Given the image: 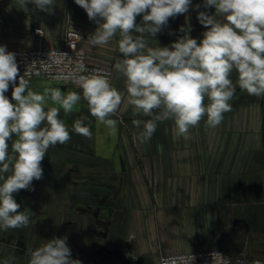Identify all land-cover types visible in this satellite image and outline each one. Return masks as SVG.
I'll return each mask as SVG.
<instances>
[{"label":"crops","instance_id":"0c3cea01","mask_svg":"<svg viewBox=\"0 0 264 264\" xmlns=\"http://www.w3.org/2000/svg\"><path fill=\"white\" fill-rule=\"evenodd\" d=\"M198 11L215 15L216 10L205 8L204 0H191L189 11L170 18L161 32L147 38L148 45L171 47L186 34L199 43L208 29L197 19ZM142 23L137 16L136 24ZM97 27L74 0H54L51 12L0 0V45L63 48L67 31L76 30L89 61L113 69L112 86L122 95L109 117L116 121L114 131L90 115L83 99L70 113L60 110L71 138L49 148L43 178L32 182L33 190L14 194L30 223L0 229V264H28L34 247L65 235L72 258L82 264H160L162 255L209 249L264 264V96H251L237 86L231 111L219 126L208 127L205 117L185 140L176 136L174 121L165 120L141 143L143 126L132 121L151 117L133 114L125 78L114 69L124 58L119 36L106 45L87 42ZM37 28L43 29L42 36ZM231 79L236 82L235 72ZM28 82L35 92L51 87L82 95L79 88L55 80ZM11 92L10 85L5 93L10 100ZM80 117H87L90 139L73 131Z\"/></svg>","mask_w":264,"mask_h":264},{"label":"clouds","instance_id":"9594fccd","mask_svg":"<svg viewBox=\"0 0 264 264\" xmlns=\"http://www.w3.org/2000/svg\"><path fill=\"white\" fill-rule=\"evenodd\" d=\"M18 2L21 8L32 3L48 12L54 5V0ZM74 2L98 25L87 39L90 45H106L119 36L118 49L124 58L114 69L125 78L133 114L151 117L132 121L137 128L143 126L138 136L141 143L150 140L158 122L165 120L174 121L176 136L185 140L191 138L190 128L205 117L208 127L219 126L224 113L231 111L237 86L251 96H264V0H204L205 8L216 11L215 15L198 11L197 19L208 29L199 43L186 34L171 47L155 48L148 45L147 38L161 32L170 18L188 12L191 0ZM137 16L143 17L140 25L136 24ZM76 70L87 71L83 63L77 64ZM233 72L237 74L235 83ZM76 83L82 95L64 94L51 87L35 92L19 76L15 53L0 45V229L29 225L30 218L20 211L14 194L33 190L32 182L43 178L42 161L49 148L70 140L68 127L60 119L61 109L70 113L83 99L92 117L115 130L116 121L109 117L122 103L120 91L101 74L79 75ZM10 85L11 100L5 95ZM49 103L59 107H48ZM86 120L76 119L72 128L90 139L92 132ZM67 239L66 235L53 237L34 247L28 264H82L72 258Z\"/></svg>","mask_w":264,"mask_h":264},{"label":"built area","instance_id":"2783aa9c","mask_svg":"<svg viewBox=\"0 0 264 264\" xmlns=\"http://www.w3.org/2000/svg\"><path fill=\"white\" fill-rule=\"evenodd\" d=\"M35 31L41 36L44 34L42 28ZM65 40L66 46L63 48L39 46L30 50L10 48L7 50L15 53L19 76L24 80L45 78L79 88L76 83L79 75L101 74L107 76L112 85L113 69L89 61L87 50L82 46L80 32L68 30ZM79 63L85 65L86 72L80 73L76 70ZM160 264H255V262L245 256H233L221 249H209L162 255Z\"/></svg>","mask_w":264,"mask_h":264}]
</instances>
